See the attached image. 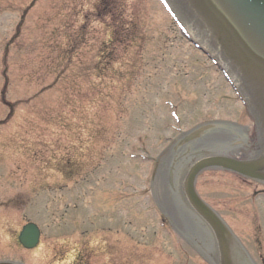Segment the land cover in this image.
<instances>
[{"label": "rangeland", "instance_id": "rangeland-1", "mask_svg": "<svg viewBox=\"0 0 264 264\" xmlns=\"http://www.w3.org/2000/svg\"><path fill=\"white\" fill-rule=\"evenodd\" d=\"M211 121L252 137L156 0H0V262L206 264L156 181L176 138ZM195 189L264 264V188L205 171ZM28 223L33 250L17 243Z\"/></svg>", "mask_w": 264, "mask_h": 264}, {"label": "water", "instance_id": "water-1", "mask_svg": "<svg viewBox=\"0 0 264 264\" xmlns=\"http://www.w3.org/2000/svg\"><path fill=\"white\" fill-rule=\"evenodd\" d=\"M161 1L189 40L224 74L253 124L251 144L239 138L236 146L195 150L183 158L185 168L179 179L177 176L178 191L171 195L175 200L178 196L188 211L186 219L196 229L195 235L185 234L183 240L207 264H254L218 214L199 198L195 181L202 172L213 170L264 187V0ZM230 128L221 123L200 126L184 134L176 146L185 144V152H189V143L216 130L230 132ZM235 150L244 151L245 157L238 159ZM172 176L168 171L169 188ZM38 239V229L27 224L17 240L23 249L32 250Z\"/></svg>", "mask_w": 264, "mask_h": 264}, {"label": "bare ground", "instance_id": "bare-ground-1", "mask_svg": "<svg viewBox=\"0 0 264 264\" xmlns=\"http://www.w3.org/2000/svg\"><path fill=\"white\" fill-rule=\"evenodd\" d=\"M236 131V130H235ZM225 132V133H222ZM237 132V131H236ZM240 132L237 133H231L227 130H216L214 132H209L207 137H205L202 140L194 141L189 143L188 145H191L188 149L189 152H185V149L187 148L185 144L176 146L174 149L168 153V155L165 157V160L162 163V167L158 169V171H165L167 168L170 173H172V178L170 181V186L166 187L165 185V177L162 178L159 181H156L157 185V197L163 201V205L166 207V211L177 221V224L179 225L181 231L188 235H195V226L192 225L188 220L186 219V213L188 212L184 205H182L179 201L178 196H176V200L171 194L176 195L177 184L178 179L180 175H182L184 171V160L186 154H191L195 150H201V149H210L211 147H223L228 145L229 147L236 146L238 143V140L240 138ZM187 145V146H188ZM173 152V154H172ZM234 152H238V150H235ZM170 154H172L171 159H167V157H170ZM172 161V163L170 162ZM171 164V166L168 168L167 165ZM165 165V166H164ZM176 176V180H175ZM178 176V179H177ZM174 177V178H173Z\"/></svg>", "mask_w": 264, "mask_h": 264}]
</instances>
